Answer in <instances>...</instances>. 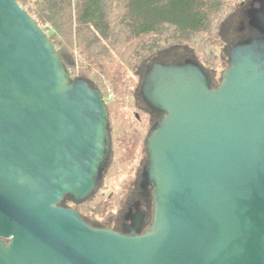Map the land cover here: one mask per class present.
<instances>
[{
  "label": "water",
  "instance_id": "water-1",
  "mask_svg": "<svg viewBox=\"0 0 264 264\" xmlns=\"http://www.w3.org/2000/svg\"><path fill=\"white\" fill-rule=\"evenodd\" d=\"M213 86L195 61L154 62L140 94L159 119L144 175L153 219L121 232L75 208L112 153L101 90L73 77L17 0H0V264H264V0Z\"/></svg>",
  "mask_w": 264,
  "mask_h": 264
},
{
  "label": "trees",
  "instance_id": "trees-1",
  "mask_svg": "<svg viewBox=\"0 0 264 264\" xmlns=\"http://www.w3.org/2000/svg\"><path fill=\"white\" fill-rule=\"evenodd\" d=\"M17 1L47 33L73 77L86 78L104 95V79L112 81L115 97L107 104L119 138L116 149L124 158L141 146L147 126L132 129L136 126L128 118L134 116L119 111L139 106L140 86L152 63L195 61L207 69L200 55L209 46L223 44L225 52L255 31L248 23L254 0H243L228 16L222 14L228 0ZM211 50L217 55L218 48ZM113 197L115 207L109 209ZM113 197L105 200L99 217L80 213L94 226L108 224L121 201L119 194Z\"/></svg>",
  "mask_w": 264,
  "mask_h": 264
},
{
  "label": "flooded vegetation",
  "instance_id": "flooded-vegetation-1",
  "mask_svg": "<svg viewBox=\"0 0 264 264\" xmlns=\"http://www.w3.org/2000/svg\"><path fill=\"white\" fill-rule=\"evenodd\" d=\"M256 1L258 0H255V2L252 3L249 8L256 6ZM253 30H255L254 33L249 37L241 38L238 41L259 35V32L256 29L253 28ZM139 103L140 104L138 107L143 110L146 115H148V118L147 120H144L139 113L135 112L134 118L132 117L131 120L132 124H135L136 128L132 129L140 131L143 125L146 123L149 125L150 129L153 124L159 119L160 113L151 109V107H149L148 104L145 103L142 96L140 97ZM128 119H130V117ZM111 138L112 153L109 160V166L102 181L100 182L97 192H105V189L107 187H110L112 192L109 194V198H112L115 195L114 193L117 191L116 193L119 194V198L121 199V201L117 205L118 209L115 211V214H113L111 222H109L108 224H101L96 226H105L121 232H126V228L132 227L134 225V222L141 219L143 221L142 231H144L151 224L153 219V188L150 184L147 183L144 175V166L147 160L145 143L143 142L144 148L138 154L137 151H135L130 157L124 158L123 155L117 152L115 144L116 142H118L119 138L118 135H115L113 132L112 123ZM121 163H123V171H126V176L123 180L119 181L120 185L118 186V189L114 188L116 189L115 191L113 189V186L110 185V178L117 172V167L120 166ZM68 205L77 209L76 205L78 204L69 202Z\"/></svg>",
  "mask_w": 264,
  "mask_h": 264
},
{
  "label": "rangeland",
  "instance_id": "rangeland-1",
  "mask_svg": "<svg viewBox=\"0 0 264 264\" xmlns=\"http://www.w3.org/2000/svg\"><path fill=\"white\" fill-rule=\"evenodd\" d=\"M242 2H243V0H228L222 14L228 16ZM254 2H255V0L250 2V3L252 4ZM249 6H250V4H249ZM232 37H233V35H232ZM236 42L230 44L228 51H225V52H223V49L221 48V46H223V44L220 46V45L214 43L212 46H209L208 48H211V49L212 48H214V49L218 48L217 55L211 49L210 50L206 49V51H203V53L200 55L201 58H202V56L204 57L203 63L205 64V67L209 70V72L211 73L212 77L214 78L213 81L216 82L217 84L219 83V81H220L221 77L223 76L225 70L229 66V50H230V46H232ZM130 75L131 74L129 73L127 78H126L127 82H128V79H129ZM104 80L105 81L103 82V90H105V93H107V94L112 93V95H113L112 99L110 100V102H111V101H113V99L115 97L113 84H112V81L110 79H104ZM115 112H113L112 115ZM135 112L139 113L140 116L144 120H147L146 113L143 112V110H141L138 106L135 107L134 104H132L131 106H130V104H128V106H124L119 111V113H125V114H128L130 116L131 115L134 116ZM115 114H117V113H115ZM110 120H112V119L110 118ZM145 125L147 126V132H148L149 125L148 124H145ZM147 132H146V134H147ZM146 134H145V136H146ZM145 136L143 138V142H144ZM143 142H142L141 146L138 147L137 154L140 151L143 150V148H144ZM123 169L124 168H123L122 165L118 166L117 170H116L117 172L115 171L116 173L110 178V180H111L110 185L113 186V189L114 188L118 189V186L120 185L119 181H121V180H123L125 178L126 171H123ZM116 189H114V190L116 191ZM105 190H106L105 192H103V191L97 192L98 194L94 197V199L90 200L85 205H83L84 203H80L81 204V205L79 204L80 207H76V208L80 212L87 213L90 216L99 217L101 215L100 214V209H102L103 204L105 203V200H109L108 199L109 194L112 192L110 187H107ZM116 192L114 193L115 195L118 194ZM115 203H116V199L113 197L112 198V203L108 204V205L112 204V205L109 206L110 207L109 209H111L112 206L115 207L114 206Z\"/></svg>",
  "mask_w": 264,
  "mask_h": 264
},
{
  "label": "built area",
  "instance_id": "built-area-1",
  "mask_svg": "<svg viewBox=\"0 0 264 264\" xmlns=\"http://www.w3.org/2000/svg\"><path fill=\"white\" fill-rule=\"evenodd\" d=\"M112 97H113L112 93H109V94L105 93V95H104V98L107 102L110 101L112 99Z\"/></svg>",
  "mask_w": 264,
  "mask_h": 264
}]
</instances>
